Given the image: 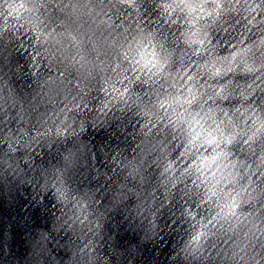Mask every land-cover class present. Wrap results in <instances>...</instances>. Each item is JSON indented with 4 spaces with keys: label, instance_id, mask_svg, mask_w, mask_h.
Listing matches in <instances>:
<instances>
[{
    "label": "clouds",
    "instance_id": "9594fccd",
    "mask_svg": "<svg viewBox=\"0 0 264 264\" xmlns=\"http://www.w3.org/2000/svg\"><path fill=\"white\" fill-rule=\"evenodd\" d=\"M0 264H264V0H0Z\"/></svg>",
    "mask_w": 264,
    "mask_h": 264
}]
</instances>
